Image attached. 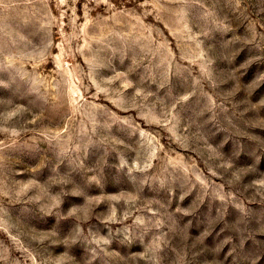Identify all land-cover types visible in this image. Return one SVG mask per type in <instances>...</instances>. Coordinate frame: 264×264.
<instances>
[{"label":"rangeland","instance_id":"374dc122","mask_svg":"<svg viewBox=\"0 0 264 264\" xmlns=\"http://www.w3.org/2000/svg\"><path fill=\"white\" fill-rule=\"evenodd\" d=\"M0 264H264V0H0Z\"/></svg>","mask_w":264,"mask_h":264}]
</instances>
